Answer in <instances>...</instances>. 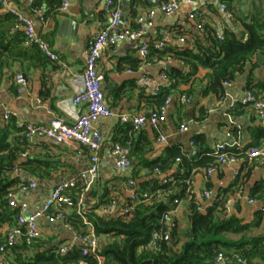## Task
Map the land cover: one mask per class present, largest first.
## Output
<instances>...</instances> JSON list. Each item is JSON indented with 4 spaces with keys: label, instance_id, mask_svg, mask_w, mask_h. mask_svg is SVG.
I'll return each instance as SVG.
<instances>
[{
    "label": "crops",
    "instance_id": "crops-1",
    "mask_svg": "<svg viewBox=\"0 0 264 264\" xmlns=\"http://www.w3.org/2000/svg\"><path fill=\"white\" fill-rule=\"evenodd\" d=\"M159 1H123L120 4V24L117 29L134 27L136 25L135 18L145 13L150 7H156ZM7 2L6 7H0V16L10 12L11 9L21 11L32 20L36 32L57 53L59 61L45 57L36 46L23 47L20 44H15L14 41H11L7 48L0 52V105L4 103L0 123L8 122L4 118L6 111L13 113L12 117L19 123L31 122L48 125L54 117L71 122L85 111L83 105L74 106L70 97L78 88L77 74L83 69L88 39L104 27L108 21V16L104 12L100 0H67L65 9L59 7L45 9V19L42 22L25 0H7ZM222 4L226 5V10L221 9ZM192 13H197V15L191 18L190 14ZM254 17L264 22V0H194L192 3H183L172 16H165L157 12L153 19V25L148 31L147 40L150 46L161 40L165 42L166 50L170 47L186 46L197 53L201 46L210 43L211 37L217 38V33L221 35L229 33L237 38L246 39L247 32L244 24L250 22ZM200 20L204 22L202 31L197 28V23ZM6 22L9 26L11 21L7 20ZM11 36L13 33H8V37ZM181 36L184 38L183 43L179 40ZM137 48L138 41H120L105 48L98 61V70L103 75L104 99L115 114L98 123L103 136V143L99 151V172L91 189L87 191L90 192L91 206L86 208L93 207L92 212L99 215H102L99 196L104 190H106L108 198L114 196L120 202H124L127 179L136 170L139 175L138 179L142 180L144 178L142 176L146 172V169L134 166L122 170L115 168L111 146L117 138L124 136L131 140L143 136L144 140L150 141L151 150L147 156L151 158L160 156L166 146H175L184 155L193 156L197 154L193 152L194 147L197 151L213 150L219 143H230L231 135L238 136L239 141L245 146L264 143V137L256 132V128L264 125L259 122L254 110L249 106L235 103L247 88L259 93L264 92V61L258 62V54L250 62H246L241 71L235 73L233 79L229 81V85L222 84L224 91L221 94L207 89L209 85L207 74L210 70L199 67L185 80H179L172 89L165 117L160 122L158 130L145 126L140 131L132 130L124 135L120 128L121 126L125 127V124L118 120L116 117L118 114H147L155 106V104L151 105L153 99L150 98L149 85L144 82L140 70L137 69L139 67ZM254 62L257 63L256 66H252ZM167 65H169L168 68H166ZM245 67H248L247 74L241 76L240 73L245 71ZM145 68L154 77L170 68L188 69L180 59L170 56L168 51L162 58H151V64ZM17 74L24 76L26 80L24 85L18 83ZM182 94L188 96V102L180 100ZM194 94L197 96V102L192 105ZM190 118L195 123V130L189 137V146L186 147V137L182 133L191 129ZM182 123L187 124V130H179ZM160 135L165 137L164 141L159 139ZM170 138L172 140L169 141ZM23 139L27 141L29 153L50 159L57 168L53 169L49 178H38L23 170L13 171L14 177L23 174L36 183L34 188L16 194L19 201L27 203V212H30L41 205L55 185L74 179L84 171L88 166L89 153L83 147L74 149V144L56 143L47 138ZM162 142H166V144H158ZM139 145H142L141 141ZM177 162L178 160L174 167L166 171L167 173L155 174V177L161 179L165 175L176 172ZM236 162H240V165L234 171L231 179L227 178V172L232 169V163L217 165L215 170L209 174L206 173V167H197L190 178L191 194L179 198L178 205L172 202L176 209L171 218L165 222L176 225L180 232H185L189 226L192 197L203 208L200 198L209 199L203 197V192L210 189L212 191L210 198H212L215 188L217 191L214 198L219 196L225 199L224 207L227 214L242 218L245 222L252 220L255 213L264 208V191L259 198L257 195L251 194L253 185L259 180H264V162L257 160L252 163L242 160ZM64 175L69 176L68 180L56 181L57 177ZM237 176H239L241 188L233 185ZM247 182H250L247 203L252 205L249 214L245 213L244 206L241 204ZM197 190L200 191V198L197 195ZM251 199L253 203L250 202ZM73 212L71 209L68 210L69 215ZM56 222H61L62 227L65 228L60 220L50 221L40 218L38 225L41 235L37 242L25 252L12 251L11 249L7 254L10 263H18V256L22 259L32 256L37 251L45 250L54 243L63 244L72 241L77 244L72 237L73 232L67 228H65L66 237L62 240L57 239L60 230L54 226ZM263 223L264 214L255 227L254 233ZM9 227L10 225L4 224L2 234L6 233ZM257 233L264 234L263 231ZM105 240V236H98L100 245ZM252 263L264 264V257H254Z\"/></svg>",
    "mask_w": 264,
    "mask_h": 264
},
{
    "label": "trees",
    "instance_id": "trees-1",
    "mask_svg": "<svg viewBox=\"0 0 264 264\" xmlns=\"http://www.w3.org/2000/svg\"><path fill=\"white\" fill-rule=\"evenodd\" d=\"M61 1L34 0L29 5L32 10L42 5L55 9L59 7ZM7 20L11 21L9 26H7ZM15 22L16 17L11 12L0 16V52L7 48L11 41L27 47L23 43L22 31L12 32ZM244 26L247 32L246 39L224 33L221 40L211 37L210 43L201 46L197 53L186 46L170 47L168 50L155 49L150 46L147 56L150 62L151 58H162L168 51L170 56L180 59L188 68L187 70L179 68L166 70L171 84L163 86L159 93L150 95L153 99L151 105L155 104L151 109L159 108L176 83L194 74L199 67L210 70L207 74L209 79L207 89L223 93L222 84L225 81L233 79L235 73L241 71L245 63L250 62L256 54L264 55V22L254 17ZM9 31L13 33V36L8 37ZM256 65V62L252 63V66ZM123 124L125 127L121 126L120 130L126 135L128 131H132L131 124ZM20 130L16 127L14 117H11L8 122L0 123V242L6 234H2L3 225L16 224L17 209L10 207L7 200L9 190L20 179L19 174L15 177L12 175L13 171L18 169L38 178H49L53 169H57L50 159L27 151V141L23 139ZM256 132L264 137V126L256 128ZM141 137L129 140L128 137L123 136L115 140L130 147L132 166L146 169L142 180L138 179L139 175L136 170L130 178L136 181L139 192L162 189L163 191L171 190L172 193L164 194L160 199L153 200L151 204L142 202L136 204L127 216L120 214L106 217L92 212L93 207L86 208V216L91 221L95 234L106 237L105 242L98 249V254L103 258L101 264H216L215 258L218 253L228 256L237 254L245 259L246 264H253L254 257H264V234L254 233L255 227L264 214V208L257 211L252 220L245 222L242 218L225 212L224 198L217 196L212 204L202 211L196 209V201L192 197L187 230L180 232L176 225L166 223L162 219L163 213L173 207L174 199L188 195L187 181L191 178L193 171L200 166L207 168L216 164L214 149L196 150V155L188 157L177 147L166 146L160 156L151 158L147 156L151 150L150 141ZM177 159V171L164 176L167 178L173 176L175 182L162 184L164 177L158 179L155 174L167 173V170L174 167ZM25 179L28 180L27 177ZM233 185L241 186L239 176L234 179ZM263 191L264 180H259L253 185L251 194L259 198ZM108 199L106 190H104L99 196V204L106 203ZM67 220L76 232H85L86 226L76 213L68 215ZM154 232L161 234L155 247L150 245ZM37 240L31 244L21 240L11 249L25 252ZM59 246L60 244L54 243L32 256L23 259L18 256V263L11 264H74L80 260L86 261L87 264L97 263L95 254L91 252L82 254L83 244H75L64 254L59 252Z\"/></svg>",
    "mask_w": 264,
    "mask_h": 264
},
{
    "label": "built area",
    "instance_id": "built-area-1",
    "mask_svg": "<svg viewBox=\"0 0 264 264\" xmlns=\"http://www.w3.org/2000/svg\"><path fill=\"white\" fill-rule=\"evenodd\" d=\"M28 4L34 0H25ZM125 0H100L102 8L108 16V21L104 27L91 35L87 42V51L84 59L82 71L77 74L78 88L71 95L70 101L74 106L83 105L85 111L78 115L71 122H67L60 117H54L48 125L39 123H19L16 122V127H19L20 134L25 139L33 137H41L52 140L56 143L74 144V149L79 147L85 148L88 155V166L76 178L66 182H61L48 193L41 205L33 211L27 212V203L17 199V192H25L36 186L34 180L19 174V181L12 187L8 194V204L12 208L17 209L16 224L8 228L4 239L0 242V264H11L7 258L8 252L17 245L21 240L31 244L41 235V230L38 225V220L44 218L50 221H62L65 228L71 230L76 239L83 243L82 254L91 252L95 254L97 263H102V256L98 254L100 244L98 236L94 232L91 221L87 218L86 207L83 206L84 193L91 189L99 172V151L103 143V136L99 130L98 123L106 118L114 116L113 110L106 104L102 89L103 75L98 70V61L105 48L113 46L120 41H138V59L140 75L144 82L149 85L151 95L160 92L163 86H169L171 80L168 74L164 71L152 76L146 71V66L151 62L147 59L150 44L147 40V34L150 27L153 25V19L157 12L165 16L174 15L183 3H192L194 0H160L156 7H150L145 13L138 15L135 18L136 25L132 28L117 29L120 24V4ZM7 0H0L1 7H6ZM67 0H62L59 8L65 9ZM45 5L35 7L33 12L38 14V19L42 22L45 19ZM222 10H226V5L222 4ZM16 17V22L12 28L21 30L24 38L25 46H36L47 58L53 61H59V56L44 41L34 28V24L30 18L25 16L21 11L16 9L9 10ZM197 13L190 14V17L196 16ZM197 28L202 31L204 29L203 20L198 21ZM218 39H223V35L216 34ZM180 42H184V38H179ZM155 49H162L165 46L164 41L155 42ZM183 63V61H181ZM130 70V69H129ZM16 79L19 84L24 85L26 80L22 74H17ZM229 81H225L223 85H229ZM182 102H188L187 95L180 96ZM170 102V96H166L163 104L159 108L150 109L147 114H118V120L122 123H130L133 131H140L145 126H149L153 130H158L160 122L165 117L166 108ZM235 103L251 107L259 122L264 125V92L259 93L251 88H247L244 94ZM14 114L6 111L4 118L9 120ZM188 126L185 123L180 124L179 130H187ZM230 143L222 142L216 145L213 154L215 155V165L206 168V173L209 174L215 170L217 165L233 163L238 160L252 163L257 160L264 162V143L258 145H243L236 135L230 136ZM161 141L165 137L160 135ZM194 147L193 152L196 153ZM130 147L114 141L111 146V154L114 157V165L118 170L130 168L132 160L130 157ZM178 160V159H177ZM15 172H20L18 169ZM158 172V169H157ZM164 177V176H163ZM174 183L173 176L164 177L161 183ZM188 195L191 194V179L187 181ZM241 188V186H239ZM79 190V191H77ZM126 200L120 202L117 197H110L106 203L101 204L100 211L103 216L109 217L112 215L127 216L130 214L134 206L138 203H149L153 200L160 199L164 194L172 193L171 190L163 191L156 189L153 191H138L136 181L133 178H128L125 183ZM212 191L207 189L203 192V197L210 198ZM253 203V200H250ZM173 203L178 205L179 199H174ZM71 209L76 213L86 226L84 233L76 232L72 225L68 222V210ZM175 207L165 211L162 215L164 221L171 218ZM196 209L202 210L199 203L196 202ZM161 238L159 232H154L150 239V245L155 247L157 240ZM75 245L72 241H67L59 246V252L64 254L71 250ZM216 264H246L245 259L240 255L228 256L223 253H218L215 258ZM74 264H87L86 261L80 260Z\"/></svg>",
    "mask_w": 264,
    "mask_h": 264
},
{
    "label": "rangeland",
    "instance_id": "rangeland-1",
    "mask_svg": "<svg viewBox=\"0 0 264 264\" xmlns=\"http://www.w3.org/2000/svg\"><path fill=\"white\" fill-rule=\"evenodd\" d=\"M247 71H248V67H245V71L241 72L240 75L241 76L242 75H245L246 76ZM192 100H193L192 105H194L197 102V96H195V94L193 95ZM192 105H188V106H192ZM3 110H4V103L2 105H0V115H2ZM189 124H190L191 129H189L187 131H184L182 133V135H184L186 137L185 138L186 147L189 146V143H188L189 142V137L191 136V134L195 130V123L192 120V118H190V123ZM174 129H175V127H174ZM176 133L179 134L178 132H176ZM170 140H172V138H170L169 141ZM158 144L159 145H165L166 142H162V143H158ZM239 165H240V162H235V163L233 162L232 163V169L227 172V178L228 179H231L234 171L239 167ZM68 178H69V176L64 175V176H61V177H57L56 178V181L57 182H59V181H66V180H68ZM249 184H250V182H247L246 183V187H245L244 194H243L244 195V199L241 202V204H243V206H244L243 208H244V211H245L246 214H249L251 212V209H252V205H250V204L247 203L248 189H249V186H250ZM47 188L49 189V186H47ZM216 191H217V188H215V193H214V196L212 198H209V199H201L199 197L200 196V191L197 190V195L200 198V201H201V204H202V207H203L202 208V211H204L205 210V207L213 201L214 197L216 196ZM89 195H90V192H85L84 193V196H83V206L84 207H90L91 206L90 200H89ZM54 226L60 230V235L57 237V239L58 240L64 239L66 237V235H67V231H66V229L64 227H62L63 226L62 223L61 222L60 223H57L56 222V223H54ZM262 231L264 232V223L261 224L260 226H258V228L255 230V233L262 232ZM72 237L76 241V243H80V240L74 238V235ZM182 239H183V237H182Z\"/></svg>",
    "mask_w": 264,
    "mask_h": 264
},
{
    "label": "water",
    "instance_id": "water-1",
    "mask_svg": "<svg viewBox=\"0 0 264 264\" xmlns=\"http://www.w3.org/2000/svg\"><path fill=\"white\" fill-rule=\"evenodd\" d=\"M258 62L259 63H262L263 61H264V56H263V54H258ZM169 67V65H167L166 66V68H168ZM21 175H23V174H21ZM24 176V175H23ZM77 244H83L82 242H80V243H77Z\"/></svg>",
    "mask_w": 264,
    "mask_h": 264
}]
</instances>
